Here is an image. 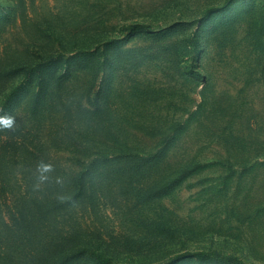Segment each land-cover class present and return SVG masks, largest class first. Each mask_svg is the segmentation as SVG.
<instances>
[{"label": "rangeland", "instance_id": "374dc122", "mask_svg": "<svg viewBox=\"0 0 264 264\" xmlns=\"http://www.w3.org/2000/svg\"><path fill=\"white\" fill-rule=\"evenodd\" d=\"M45 262L264 264V0H0V264Z\"/></svg>", "mask_w": 264, "mask_h": 264}, {"label": "trees", "instance_id": "16d2710c", "mask_svg": "<svg viewBox=\"0 0 264 264\" xmlns=\"http://www.w3.org/2000/svg\"><path fill=\"white\" fill-rule=\"evenodd\" d=\"M80 185H84L83 181H80ZM51 262H45V264H50ZM43 264V263H42Z\"/></svg>", "mask_w": 264, "mask_h": 264}, {"label": "clouds", "instance_id": "9594fccd", "mask_svg": "<svg viewBox=\"0 0 264 264\" xmlns=\"http://www.w3.org/2000/svg\"><path fill=\"white\" fill-rule=\"evenodd\" d=\"M7 122H8V123H7L6 125H9V126H10V125H11V121H7Z\"/></svg>", "mask_w": 264, "mask_h": 264}, {"label": "snow or ice", "instance_id": "6c2138e0", "mask_svg": "<svg viewBox=\"0 0 264 264\" xmlns=\"http://www.w3.org/2000/svg\"><path fill=\"white\" fill-rule=\"evenodd\" d=\"M3 123L7 124L8 122L7 121H4Z\"/></svg>", "mask_w": 264, "mask_h": 264}]
</instances>
